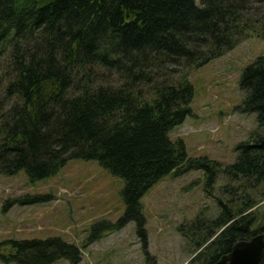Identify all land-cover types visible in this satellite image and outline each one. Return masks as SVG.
<instances>
[{"label":"trees","instance_id":"obj_1","mask_svg":"<svg viewBox=\"0 0 264 264\" xmlns=\"http://www.w3.org/2000/svg\"><path fill=\"white\" fill-rule=\"evenodd\" d=\"M44 1L0 0V176L24 170L34 182L70 160L97 161L124 179L126 212L117 223L95 225L88 241L135 221L145 251L142 199L166 176L204 169L210 192L221 169L242 187L264 189V55L240 79L239 108L258 113V122L238 145L236 162L221 168L191 158L183 140L169 136L192 114L190 73L252 36L264 37V0ZM257 203L247 195L231 207L220 201L216 218L199 215L189 232L180 226L197 249L210 241L193 260L213 264L236 242L263 232L264 225L255 228ZM5 244L12 245L9 257L0 249L7 263L83 258L58 236Z\"/></svg>","mask_w":264,"mask_h":264},{"label":"rangeland","instance_id":"obj_2","mask_svg":"<svg viewBox=\"0 0 264 264\" xmlns=\"http://www.w3.org/2000/svg\"><path fill=\"white\" fill-rule=\"evenodd\" d=\"M263 55L264 37L256 35L190 73L192 114L169 135L172 140H183L189 157L213 159L221 168L237 161L238 145L249 140L258 122V113L239 108L244 98L240 79L244 70ZM240 183L226 177L221 169L210 192L206 190L204 169L166 176L142 199L145 251L135 221L97 241H88L95 225L117 223L126 212L124 179L97 161L70 160L56 174L34 182L24 170L14 176H0V249L9 257L12 245L5 243L58 236L81 248L79 264H200L193 259L210 241L197 249L179 228L183 225L189 232L199 215L216 218L220 201L231 207L246 195L256 199L255 228L264 225V189L260 184L242 187ZM226 186L233 188L226 190ZM24 196L45 199L34 204H9ZM0 264L15 263L0 258Z\"/></svg>","mask_w":264,"mask_h":264},{"label":"water","instance_id":"obj_3","mask_svg":"<svg viewBox=\"0 0 264 264\" xmlns=\"http://www.w3.org/2000/svg\"><path fill=\"white\" fill-rule=\"evenodd\" d=\"M264 252V232L248 240L236 242L232 250L213 264H261Z\"/></svg>","mask_w":264,"mask_h":264}]
</instances>
